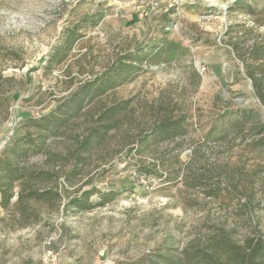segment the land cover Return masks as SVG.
<instances>
[{
    "label": "rangeland",
    "instance_id": "obj_1",
    "mask_svg": "<svg viewBox=\"0 0 264 264\" xmlns=\"http://www.w3.org/2000/svg\"><path fill=\"white\" fill-rule=\"evenodd\" d=\"M165 34L178 53L97 93L121 54ZM258 91L264 0H0V156L34 141L27 165L55 169L41 184L62 198L23 219L0 209V264H157L221 235L244 257L264 242V133L233 125L244 109L264 118ZM162 113L185 116L187 136L158 141ZM83 192L116 197L79 210Z\"/></svg>",
    "mask_w": 264,
    "mask_h": 264
},
{
    "label": "trees",
    "instance_id": "obj_2",
    "mask_svg": "<svg viewBox=\"0 0 264 264\" xmlns=\"http://www.w3.org/2000/svg\"><path fill=\"white\" fill-rule=\"evenodd\" d=\"M75 34V32L73 33ZM67 40L65 44L66 49L71 47L75 42L73 36ZM73 38V40H72ZM172 40H169L167 34L162 39L150 42L147 47L135 49L130 51L129 54H121V57L117 60L116 66L113 68L114 74H111L108 80L102 82L98 86L97 93L105 94L109 89L115 88L119 84L113 82V79L118 80L122 76L123 72L131 71L141 68L146 63L148 65L165 64L172 56L178 53L181 49ZM65 52L60 49V56ZM248 68V67H247ZM247 73L250 78L255 82V85L260 87L258 80L254 74L253 69L248 68ZM113 77V78H111ZM257 88V87H256ZM258 97L261 103L264 104V91L260 93L258 91ZM81 100V99H79ZM77 101L75 107L77 110L81 107V102ZM163 114V113H162ZM235 125L239 131H243L245 126L252 125L253 127H259L260 132L264 133V118L259 112L255 110H240L235 113ZM190 129V124L187 122L186 117H174L172 114H163L159 117L157 123L154 125L153 136L158 141L176 142L179 139L187 136ZM226 132V131H225ZM211 139V138H210ZM89 142H86L88 144ZM34 141L27 139H20L12 145L6 147L4 153L0 156V206L6 213L13 214L14 217L20 215L26 218L28 216L31 204L37 205L40 203H48L51 207L58 205L62 201L60 193L56 187L43 186L42 182H51L57 180V174L55 169L49 171L33 169V166L27 165L28 159L31 157L30 152L32 147L34 148ZM256 146L264 147V136L256 142ZM87 148V147H85ZM55 178V179H54ZM94 192H83L80 197H73L70 201V205L73 207L85 210H91L98 205H106L114 200L115 193H99L98 197L100 201L94 204L90 201V195ZM39 217V214L34 216ZM38 221V219L36 220ZM228 237L220 236L212 247V253L203 249L194 250L187 249L183 258H164L162 261H157V264H229L222 258L228 256V260H233L237 264H263L264 263V242L253 244L252 240H248L246 246L242 249L244 251V257H240V252L235 251ZM237 249V248H236ZM217 257V259H216ZM246 259V261H245ZM231 263V262H230Z\"/></svg>",
    "mask_w": 264,
    "mask_h": 264
},
{
    "label": "crops",
    "instance_id": "obj_3",
    "mask_svg": "<svg viewBox=\"0 0 264 264\" xmlns=\"http://www.w3.org/2000/svg\"><path fill=\"white\" fill-rule=\"evenodd\" d=\"M1 201V200H0ZM1 209V206H0ZM59 259V264H78L77 260L74 257L65 254H61Z\"/></svg>",
    "mask_w": 264,
    "mask_h": 264
},
{
    "label": "built area",
    "instance_id": "obj_4",
    "mask_svg": "<svg viewBox=\"0 0 264 264\" xmlns=\"http://www.w3.org/2000/svg\"><path fill=\"white\" fill-rule=\"evenodd\" d=\"M198 71H199L200 73H205L206 68H204V67H199V68H198ZM50 257H51V259H50V261H49L48 264H57V260H58L57 255H54V254H53V256L51 255Z\"/></svg>",
    "mask_w": 264,
    "mask_h": 264
}]
</instances>
